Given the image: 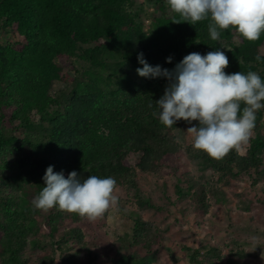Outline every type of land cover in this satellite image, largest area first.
<instances>
[{
    "label": "trees",
    "instance_id": "obj_1",
    "mask_svg": "<svg viewBox=\"0 0 264 264\" xmlns=\"http://www.w3.org/2000/svg\"><path fill=\"white\" fill-rule=\"evenodd\" d=\"M147 2L151 5L141 0H0V159L5 153L13 155L11 162L0 161V178L22 186L20 196L1 193V213L25 230L18 237L9 233L0 243L6 263L27 264L29 257L20 260L17 253L26 249L25 232L36 228V217L45 221L63 214L79 217L57 208L47 212L34 208L32 201L44 186L48 166L65 178L76 171L81 181L91 175L113 177L116 187L136 192L138 206L123 209L127 230L119 240L125 253H118L114 264H150L161 248L171 249L187 264H205L216 252L199 238L187 248L169 237L171 226L156 228L144 218L148 210H169L137 187L138 177L150 176L163 156L175 158L168 168L193 165L195 173L186 171L172 193L180 201H191L198 214L208 212L211 196L217 203L226 202L222 187L227 177L246 173L264 177L260 130L253 131L244 156L233 149L217 160L192 145L183 149L175 133L198 121L179 120L171 128L160 123L155 102L170 81L164 76L140 77L136 71L143 67L137 59L140 53L150 66L171 72L190 53L220 50L229 60L227 74L253 71L264 80V33L249 42L229 28L212 40L210 19L191 24L173 13L166 0ZM257 114L262 116L264 108ZM137 154L138 165L127 166ZM20 215L26 224L16 220ZM55 221L47 223L52 243L62 223ZM63 233L81 238L76 228ZM31 244L34 247L36 241ZM54 245L58 250L66 246Z\"/></svg>",
    "mask_w": 264,
    "mask_h": 264
},
{
    "label": "rangeland",
    "instance_id": "obj_2",
    "mask_svg": "<svg viewBox=\"0 0 264 264\" xmlns=\"http://www.w3.org/2000/svg\"><path fill=\"white\" fill-rule=\"evenodd\" d=\"M141 1L149 6L150 2L147 0ZM8 39L6 37L1 42L5 43ZM261 51L264 52V45ZM256 117L254 130H260L264 135V114L260 117L257 114ZM186 131L181 130L175 133L183 149L192 145V137ZM247 145L243 144L238 149L240 156L245 155ZM12 156V154H2L0 161L11 162L9 160ZM140 157V154L132 156L126 165L137 166ZM172 161H175L172 155H165L154 164L150 176L138 177L137 187L145 193V196L152 198L154 204L169 209L167 212L148 210L143 213L144 218L155 224L156 228L164 227L165 229L167 225L171 226L168 232L169 237L185 244L187 248L191 247V242L196 238L213 246L216 252L206 260L205 264L207 261H210V264H231L232 262L246 264V260L248 264H260V261H264V177L253 173L227 177V185L222 187L226 202L217 203L211 196L208 200V212L198 214L193 212L194 204L191 201L188 199L180 201L172 193L176 180L186 178V171L195 173L193 165L174 164L173 168H168ZM160 163L161 167L157 168V164ZM165 186H167L166 191ZM21 187L11 180L3 181L0 178V195L3 192L20 196ZM114 194L118 197V203L111 206L101 218L94 222L80 216L73 218L67 214L53 217L48 221L36 217L38 225L25 232L29 243L27 242L25 250L17 253L18 258L21 260L22 257L28 256L27 264H114L112 261L119 259L118 253H125L121 249L119 240L127 230L125 224L128 219L123 209L138 206L135 204L136 192L133 189L119 186L116 187ZM167 196H170L169 199ZM1 209L3 210V207L0 203V243L9 233L18 237L25 231L22 232L21 227L15 222L9 223V217L1 213ZM16 220L19 224H26L21 222L22 215ZM55 220L62 223L55 235L53 234L54 242L52 243L47 223ZM1 224L8 226L9 230L4 229ZM70 228L79 230L81 238L75 239L70 235L64 237L63 232ZM31 240L36 241L34 247L31 246ZM55 242L62 248L66 246L63 250H58V247L54 245ZM173 252L169 248H161L150 264H187L184 261L185 258L180 260ZM248 255L251 257L246 258ZM2 258H6L4 253H0V264H8Z\"/></svg>",
    "mask_w": 264,
    "mask_h": 264
},
{
    "label": "clouds",
    "instance_id": "obj_3",
    "mask_svg": "<svg viewBox=\"0 0 264 264\" xmlns=\"http://www.w3.org/2000/svg\"><path fill=\"white\" fill-rule=\"evenodd\" d=\"M166 2L183 21L195 24L210 19L208 31L212 40L219 39L220 30L229 28L249 42L257 41L264 33V0ZM137 59L143 65L136 69L140 77L164 76L170 81L163 96L155 102L160 109V123L171 128L179 120L189 124L198 121V125L186 131L192 137L195 150L219 160L249 143L256 113L264 108V80L256 72L227 74L224 69L229 66V60L220 50L205 55L190 53L171 72L159 65L150 66L142 53ZM260 59L256 57L257 61ZM167 62H171V57ZM42 179L44 186L32 204L44 212L57 208L94 222L118 203L113 177L91 175L81 181L76 171L65 178L62 172L55 173L53 166H48Z\"/></svg>",
    "mask_w": 264,
    "mask_h": 264
}]
</instances>
